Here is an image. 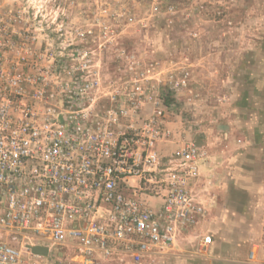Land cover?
<instances>
[{
	"label": "built area",
	"instance_id": "built-area-1",
	"mask_svg": "<svg viewBox=\"0 0 264 264\" xmlns=\"http://www.w3.org/2000/svg\"><path fill=\"white\" fill-rule=\"evenodd\" d=\"M23 1L0 0V264H144L174 253L214 206L198 187L206 148L167 128V89L185 80L167 88L134 57L104 72L100 54L117 30L100 23L99 36L67 38L62 25L34 26ZM152 11L174 8L157 0ZM212 241L203 236L198 250Z\"/></svg>",
	"mask_w": 264,
	"mask_h": 264
},
{
	"label": "rangeland",
	"instance_id": "rangeland-1",
	"mask_svg": "<svg viewBox=\"0 0 264 264\" xmlns=\"http://www.w3.org/2000/svg\"><path fill=\"white\" fill-rule=\"evenodd\" d=\"M154 1L29 0L27 5L31 2L34 7V26L62 25L67 38H75L77 29L92 30L99 36L100 23L117 30L114 42L100 54L104 72L126 70L134 57L135 62L161 73L167 88L172 82L185 80L184 88L167 89V128L174 136L194 139L207 148L204 139L214 119L207 108L221 107L228 67L237 65L236 59L234 64L226 63L223 49L230 47L238 54V41L245 37L241 25L264 23V0H164L174 11L159 14L152 11ZM129 17L134 19L132 23L127 22ZM172 150V145H162L164 154ZM191 244L183 239L174 253L147 263L162 264L175 256L201 258L198 245L197 252L183 250ZM61 259V264L69 262L67 255Z\"/></svg>",
	"mask_w": 264,
	"mask_h": 264
},
{
	"label": "crops",
	"instance_id": "crops-1",
	"mask_svg": "<svg viewBox=\"0 0 264 264\" xmlns=\"http://www.w3.org/2000/svg\"><path fill=\"white\" fill-rule=\"evenodd\" d=\"M241 30L238 54L223 49L226 63L237 64L223 81L224 101L207 108L214 119L198 187L214 206L181 239L192 243L183 246L186 252H197L203 236L212 244L201 258L175 256L162 264H264V23ZM108 264L132 263L113 258Z\"/></svg>",
	"mask_w": 264,
	"mask_h": 264
},
{
	"label": "water",
	"instance_id": "water-1",
	"mask_svg": "<svg viewBox=\"0 0 264 264\" xmlns=\"http://www.w3.org/2000/svg\"><path fill=\"white\" fill-rule=\"evenodd\" d=\"M34 253L44 256L46 254V250L42 249V248H37V249L34 250Z\"/></svg>",
	"mask_w": 264,
	"mask_h": 264
},
{
	"label": "trees",
	"instance_id": "trees-1",
	"mask_svg": "<svg viewBox=\"0 0 264 264\" xmlns=\"http://www.w3.org/2000/svg\"><path fill=\"white\" fill-rule=\"evenodd\" d=\"M169 97L166 98V104L169 106L170 105V100L168 99Z\"/></svg>",
	"mask_w": 264,
	"mask_h": 264
}]
</instances>
